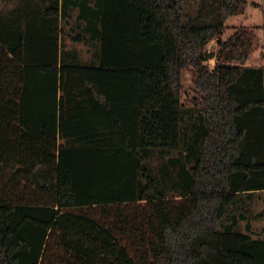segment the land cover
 <instances>
[{
    "label": "trees",
    "instance_id": "1",
    "mask_svg": "<svg viewBox=\"0 0 264 264\" xmlns=\"http://www.w3.org/2000/svg\"><path fill=\"white\" fill-rule=\"evenodd\" d=\"M249 1L197 25L183 0H104L99 66L61 63L57 38L36 56L30 26L18 42L0 29V264H264L240 205L264 190V65H247L248 30L222 39ZM187 66L202 101L185 138Z\"/></svg>",
    "mask_w": 264,
    "mask_h": 264
},
{
    "label": "crops",
    "instance_id": "2",
    "mask_svg": "<svg viewBox=\"0 0 264 264\" xmlns=\"http://www.w3.org/2000/svg\"><path fill=\"white\" fill-rule=\"evenodd\" d=\"M55 2L59 7L57 23L47 15ZM103 3L104 0H0V29L3 28L5 40L18 42L30 26L39 44L36 56L39 53L53 57V42L57 38L61 63L99 66ZM261 193L264 190L243 193L241 207L247 208ZM241 223H245V228L240 231L246 232L247 220L240 221L239 226Z\"/></svg>",
    "mask_w": 264,
    "mask_h": 264
},
{
    "label": "rangeland",
    "instance_id": "3",
    "mask_svg": "<svg viewBox=\"0 0 264 264\" xmlns=\"http://www.w3.org/2000/svg\"><path fill=\"white\" fill-rule=\"evenodd\" d=\"M220 3L221 0H183V8L186 14L185 23L191 24L192 21H194L197 25H204L211 23L216 19L218 20L220 18ZM224 25L223 40L228 39L231 35L242 29H246L249 33H252L253 37L251 39L250 57L247 65H264V0H250L244 14L230 17ZM218 48L219 43L218 40L215 39L208 45L207 52L209 54H216ZM207 63L210 67H214L216 60L211 59ZM196 78L197 71L193 66L183 68L182 102L190 110L189 115L186 118V123L184 124L185 130L183 132L185 138L193 135L190 125L197 121L196 118L198 112L197 109L195 110L196 105L194 102L200 103L202 101L195 87ZM192 115H195V117L192 118ZM174 155L182 156V159L184 160L186 152L180 150L174 152ZM168 158V155L164 158H159L157 155V157L151 161L150 165L154 169L155 175L158 177H161L162 170L170 171L172 177L166 179L164 187L169 192V195H178L180 194V190L173 189V184L177 181L174 173L176 174L177 170L168 167ZM245 209L249 210L252 215L250 223L252 232L254 233L253 236L264 238V193H261L260 198L253 199ZM230 218L228 217L224 223L228 224ZM244 225L245 223H241L238 228L244 230Z\"/></svg>",
    "mask_w": 264,
    "mask_h": 264
}]
</instances>
